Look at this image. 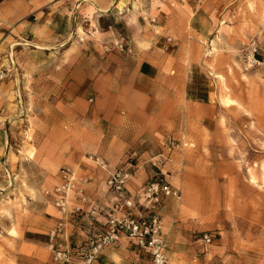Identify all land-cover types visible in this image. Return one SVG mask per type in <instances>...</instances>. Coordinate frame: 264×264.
<instances>
[{
    "label": "rangeland",
    "instance_id": "374dc122",
    "mask_svg": "<svg viewBox=\"0 0 264 264\" xmlns=\"http://www.w3.org/2000/svg\"><path fill=\"white\" fill-rule=\"evenodd\" d=\"M192 1L203 6L202 24L208 32L187 41L190 55L200 64L190 66L188 93L177 81L169 86L145 81L134 90H121L130 106L138 105L147 131L141 148L128 149L112 165L99 153L85 154L76 162V156L69 155L73 149L52 144L57 139L63 143L64 133L73 131H104L109 136L108 99L96 102V96L90 97L94 100L71 107L74 115L65 110L70 102L61 100L45 110L47 102L74 91V78L85 87L87 80L116 64L117 58L107 59L109 51L115 50L108 44L110 39L89 38L83 30L78 34L67 17L62 30L68 37L61 44L55 38L46 51L33 35L38 39L41 35L33 33L39 22L31 20L35 10L50 0H0V83H13L18 92L11 99L13 115L0 124V264L99 262L102 251L119 241H111L91 263L87 261L86 253L96 243L114 235L106 220L101 225L109 231L88 237L71 250L67 261L58 258L51 234L59 224L65 225L59 239L64 248L71 239L67 233L71 224L81 219L89 228L86 207L92 200L87 186L92 177H105L108 195L124 203L110 188L109 179L124 170L132 174L128 183L140 169L154 175L152 179L162 176L182 191L177 201L184 206L182 222L195 227L193 243L201 244L203 233H213L209 264H264V0ZM105 43L106 49L101 47ZM120 44L127 55H133L129 46ZM115 46L121 48L119 43ZM164 87L175 94L169 98ZM30 93L35 98L33 108L27 104ZM226 96L231 103L224 102ZM123 109L125 113L131 108ZM49 131L54 133L50 139ZM64 168L71 169L76 179L67 214L47 193L60 184ZM100 200L112 204V197ZM156 211L163 223L162 206ZM146 213L144 218L153 215ZM123 214L120 211L117 217ZM36 241L49 244L48 259L25 245Z\"/></svg>",
    "mask_w": 264,
    "mask_h": 264
},
{
    "label": "crops",
    "instance_id": "0c3cea01",
    "mask_svg": "<svg viewBox=\"0 0 264 264\" xmlns=\"http://www.w3.org/2000/svg\"><path fill=\"white\" fill-rule=\"evenodd\" d=\"M45 5L35 10L31 22L33 23L34 20L39 22L33 33L37 31L38 35H41L39 39L35 34L33 35L35 41L41 42L46 47V51L47 47L55 42V38L56 42L61 44L68 37L62 30V23L69 17L78 34L80 30H83L89 38H98L101 41L109 38L108 44L115 50L109 51L107 59L117 58L116 64L112 63L103 75L87 80L85 87H82L84 85L82 80L74 78V91L52 99L51 103L47 102L45 108L50 111L53 101L70 102L65 110L74 115L76 111L71 107L78 106L90 97L96 96V102L108 99L110 108L106 118L109 121L106 132L109 136H105L104 131L89 130L79 133L73 131L64 133L63 143L57 139L56 142L52 140V144L57 148L73 149L74 151L69 155L73 158L76 156V162L85 154L99 153L106 160H110L112 165L117 164L128 149H139L144 145V136L147 131V125L143 126L140 121L138 105L130 106L129 100L125 98L126 94L120 91L127 88L134 90L132 88H135L136 84L145 81L159 85L166 84V86L177 81L187 95L190 66L200 65L194 59V55H190L187 41L191 37L207 35L208 29L203 28L202 24L206 17L203 6L195 5L192 0H50ZM116 43H119V46L120 43L125 44L126 47L129 46V51H132L133 55H127L123 46L119 48L115 46ZM101 47H107V43ZM170 71L177 75H172ZM163 90L169 98L175 94L166 87ZM16 95L18 92L13 83H0L1 125L13 115L15 108L10 105L12 96L16 98ZM133 95L138 96L137 93ZM226 98L229 97H224V101ZM27 104L29 108L35 105L32 93L29 95ZM123 108L131 109L124 113ZM149 131H153L152 127ZM6 132L8 135V131ZM9 132L11 133V130ZM1 133L3 132L0 128ZM50 134L54 135L49 131L48 139H50ZM111 152L112 156H110ZM72 163L75 164V162ZM153 176L148 171L140 169L136 176L126 183V195L132 201L130 207L122 203L116 195H108L109 187L106 185L105 177H92L93 179L87 186L88 195L92 200L91 205L86 207L89 211L88 216L91 217V222L87 226L89 228L85 229L81 219L74 225L71 224V228L67 229V233L71 234V239L65 244L64 249L71 253V250L73 252L76 247L85 244L88 237L90 240V236L94 238L102 230L109 231L108 228H103L101 221L106 220L109 224L110 218L117 217L120 211H124L123 216L128 215L134 218L143 217L147 215L146 212L154 213L152 207L143 201L144 188ZM251 180L254 182L253 179ZM107 196L112 197V204L103 200L98 201L99 198ZM181 199L171 198L162 206L164 210L162 233L167 238L170 250L168 264H209L213 244L203 249L201 244L196 242V246L193 243L191 233L195 227L182 222L185 212L184 206L178 202ZM88 231L91 235H88ZM36 242V244L28 242L25 245L29 249L34 248L36 256L41 253L48 259L49 244ZM59 243V239H55L54 247ZM40 244L46 246H40ZM148 258L149 254L140 249L134 239L121 234L119 241L106 247L101 253L100 261L93 264H150ZM72 259L76 260V257Z\"/></svg>",
    "mask_w": 264,
    "mask_h": 264
},
{
    "label": "built area",
    "instance_id": "2783aa9c",
    "mask_svg": "<svg viewBox=\"0 0 264 264\" xmlns=\"http://www.w3.org/2000/svg\"><path fill=\"white\" fill-rule=\"evenodd\" d=\"M195 1L200 3L202 0ZM252 59H254V53H252ZM91 159H94V156H91ZM97 161L99 160L97 159ZM60 177V184L47 193L55 199L56 206L60 208L63 213L67 214L69 213L70 192L76 187V179L73 171L69 168H64L61 171ZM131 177V173L120 170L114 173L109 179L110 188L124 199V204L127 207L132 206V201L127 198L125 185ZM143 192V201L152 207L154 210L153 215L150 218H134L130 216L110 218L109 224L112 226L114 235L99 241L86 253V258L89 263L98 256V253L105 245L109 244L111 241L119 240L121 234H125L127 237L134 239L137 246L149 254L153 264L169 263L167 238L162 233L161 216L156 210L163 206L166 199H181L182 191L173 186L162 176H159L150 180V182L146 184ZM64 233L65 225L61 223L56 230L52 232V241L54 239H61ZM214 238L215 236L213 233H203L200 237L202 248L205 249L209 247L213 243ZM57 251L60 260L67 261L69 259L70 253L63 248L62 243L58 244Z\"/></svg>",
    "mask_w": 264,
    "mask_h": 264
},
{
    "label": "bare ground",
    "instance_id": "6f19581e",
    "mask_svg": "<svg viewBox=\"0 0 264 264\" xmlns=\"http://www.w3.org/2000/svg\"><path fill=\"white\" fill-rule=\"evenodd\" d=\"M224 102L229 104V103L232 102V99H230V98H226ZM252 179H253V181L255 182V178L252 177Z\"/></svg>",
    "mask_w": 264,
    "mask_h": 264
}]
</instances>
